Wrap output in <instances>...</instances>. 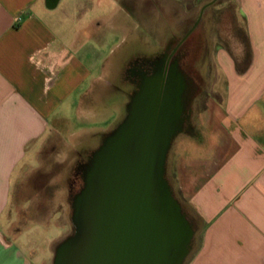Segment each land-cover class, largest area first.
I'll list each match as a JSON object with an SVG mask.
<instances>
[{
  "label": "crops",
  "instance_id": "1",
  "mask_svg": "<svg viewBox=\"0 0 264 264\" xmlns=\"http://www.w3.org/2000/svg\"><path fill=\"white\" fill-rule=\"evenodd\" d=\"M191 3L0 0V264H49L31 250L27 256L22 239L32 231L46 237L71 221L78 175L98 149L86 145L92 133L74 135L71 125L94 117L92 104L126 87L125 78L136 93L165 48L191 35ZM232 3L250 64L238 73L226 49L216 47L221 100L207 104L202 138L190 136L177 153V195L200 225L185 264H264V0ZM136 27L157 40L147 54L133 37ZM126 44L114 65L113 54ZM64 167L73 176L67 185Z\"/></svg>",
  "mask_w": 264,
  "mask_h": 264
},
{
  "label": "water",
  "instance_id": "2",
  "mask_svg": "<svg viewBox=\"0 0 264 264\" xmlns=\"http://www.w3.org/2000/svg\"><path fill=\"white\" fill-rule=\"evenodd\" d=\"M160 79L93 153L72 204L73 233L52 264H181L192 223L172 195L165 165L181 132L182 82Z\"/></svg>",
  "mask_w": 264,
  "mask_h": 264
},
{
  "label": "rangeland",
  "instance_id": "3",
  "mask_svg": "<svg viewBox=\"0 0 264 264\" xmlns=\"http://www.w3.org/2000/svg\"><path fill=\"white\" fill-rule=\"evenodd\" d=\"M191 3V14L190 20L186 21V28L192 27L191 35L188 36L185 47L183 51H186V64L182 62V68L192 71V75L196 76L193 95L189 103V108L184 109V115L186 113V119L188 128L186 133L172 140L165 165V179L168 186L172 192V195L181 205L183 212L189 218L192 223L193 238L188 250L187 256L183 259L181 264H185L188 256L193 251L197 245L200 225L194 216L189 215L187 212V207L182 199H179L177 195V183L175 181V176L173 171L176 165V157L178 151L186 147L188 144V139L190 136L196 137L198 140L202 138L201 133L203 127L201 124L205 120L207 104L216 105L221 100L222 91L224 89L223 81L219 74L215 71V66L212 62L213 52L216 47H229L235 51V39L231 33L232 25L243 27V22L235 13V7L232 0H188ZM211 5L205 13H203L205 4ZM187 14V13H186ZM134 22L140 24L136 19ZM188 22H190L188 24ZM196 28V30L194 29ZM137 29V30H136ZM187 32V31H184ZM133 37H138L144 42L143 53L147 54L148 48H152L153 45L157 43L155 37L152 33L142 28H134ZM132 37V38H133ZM128 44L131 42L130 37L128 38ZM128 44L124 45L122 48L118 49L115 54H113V64L117 58L126 56L121 54ZM155 47V46H154ZM130 49V48H129ZM128 49V52H129ZM185 53V52H184ZM121 54V55H120ZM130 57V56H129ZM146 57V56H144ZM122 61V60H121ZM118 62V66H124L125 62ZM130 63V62H129ZM123 80L122 77L118 81ZM128 85L124 87L122 85L121 89L116 91L115 88L112 89L111 93H106L101 95L99 98L96 94L97 101L92 104V108L95 112L94 117L83 118L79 122L75 121L71 125V132L74 135L77 133H82L83 131H89L92 133L91 138L88 140L86 145L94 146L98 148L103 140L108 137L109 131L113 130L118 124H120L121 119L124 117L125 109L130 101V93L132 90V83L129 78H125ZM93 101V97H92ZM69 115L73 120H75L74 112L69 111ZM67 113V114H68ZM107 132V133H106ZM186 134V135H185ZM68 135L65 133V137ZM178 139V140H177ZM71 140H73L71 138ZM62 170V169H61ZM64 174L61 175L64 180V184L71 183L73 176L70 175L69 169L64 167ZM79 185L82 186V174L78 175ZM179 194V193H178ZM60 220V216L57 217ZM68 220V219H67ZM67 220L58 222V227H55L54 223H49L48 226H54L51 228L47 234L48 236H40L38 232L32 231L26 238L22 239L25 243L24 250L26 254L31 250V253L35 252L37 256L41 259L49 260V264H52L53 252L51 250L50 244L57 239V243L62 240H66L73 233V226L71 221L67 223ZM19 244V245H18ZM19 247H23L22 243H17ZM27 256L30 257L28 254Z\"/></svg>",
  "mask_w": 264,
  "mask_h": 264
},
{
  "label": "flooded vegetation",
  "instance_id": "4",
  "mask_svg": "<svg viewBox=\"0 0 264 264\" xmlns=\"http://www.w3.org/2000/svg\"><path fill=\"white\" fill-rule=\"evenodd\" d=\"M188 39L187 34L183 35L181 38L175 41L173 45H169L165 48V50L159 55L158 60L154 61L152 70L148 73H145L141 78H139V87L137 88L136 93H132L130 95V101L127 105V110L125 112L124 117L121 119V123H123L132 106L133 100L155 87L156 82H160V79L168 80L167 78L171 77V75L179 76L182 82V93H181V131L186 132L188 128L186 113L184 115V109L189 108V103L191 101L193 95V88L196 76L192 75V71L186 70L182 68V62L186 64V51L184 47L186 41ZM183 49V50H182ZM185 52V53H184ZM147 74V75H146ZM152 87V88H150ZM118 124L117 127L120 125ZM115 127L110 131L109 135L117 128ZM108 135V136H109Z\"/></svg>",
  "mask_w": 264,
  "mask_h": 264
},
{
  "label": "trees",
  "instance_id": "5",
  "mask_svg": "<svg viewBox=\"0 0 264 264\" xmlns=\"http://www.w3.org/2000/svg\"><path fill=\"white\" fill-rule=\"evenodd\" d=\"M210 6L211 5H209L208 3L205 4L203 13H205ZM194 29L196 30L195 27H194ZM231 33H232V36L236 42L235 43V51H233L232 49H230L227 46H225L223 48H225L226 51L231 56V58L234 62L235 70L238 73H243L247 70V68L249 67V64H250L251 53H250L249 43H248V40H247V37H246V34H245L243 27L240 28L238 26L232 25Z\"/></svg>",
  "mask_w": 264,
  "mask_h": 264
}]
</instances>
